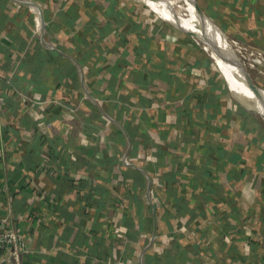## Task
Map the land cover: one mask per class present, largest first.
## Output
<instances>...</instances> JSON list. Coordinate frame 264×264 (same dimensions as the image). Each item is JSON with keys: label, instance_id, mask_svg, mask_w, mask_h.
Here are the masks:
<instances>
[{"label": "crops", "instance_id": "0c3cea01", "mask_svg": "<svg viewBox=\"0 0 264 264\" xmlns=\"http://www.w3.org/2000/svg\"><path fill=\"white\" fill-rule=\"evenodd\" d=\"M35 1L56 49L25 58L13 87L30 84L42 107L29 116L7 105L1 122L0 215L28 240L19 264H139L141 254L142 264H264V130L210 57L130 0ZM201 1L226 35L264 55V0ZM28 24L0 0L1 74ZM81 62L106 98L101 118L78 102ZM130 145L140 164L119 172Z\"/></svg>", "mask_w": 264, "mask_h": 264}, {"label": "built area", "instance_id": "2783aa9c", "mask_svg": "<svg viewBox=\"0 0 264 264\" xmlns=\"http://www.w3.org/2000/svg\"><path fill=\"white\" fill-rule=\"evenodd\" d=\"M5 1L10 6L20 11L21 15L28 20L30 35H28V39L25 40L23 47L18 50L14 58H11L12 52L10 49H6L4 52L3 57L6 61H10V63L4 68V74L0 72V141L2 140L1 134L6 131V126H3L1 122L4 119V111L7 105L14 104L20 110L21 114L27 113L29 116L33 114V112H30L31 110L42 107L41 102L32 99V88L30 84L27 85L26 90L13 87L15 77H18L19 73L22 71L21 65L24 59L31 57L35 53L40 55L50 54L56 49L55 35L45 29L41 18L40 11L42 6L40 2L35 0ZM257 53L258 56H262L261 53ZM1 61L2 59H0V62ZM74 79L78 87L77 97L79 104L85 105L88 108L87 110L97 109L98 111L100 104L105 102L106 98L96 84L95 74L91 65L87 62H81L78 65V70L74 73ZM23 107H25V110ZM98 112V117L101 118L102 115ZM132 152H135V149L130 145L125 149L123 154H120L117 162V170L119 172H125V170L139 166L140 160L137 157H133ZM67 160L76 161L75 156L72 154L67 157ZM146 179L149 181L147 186L148 191L143 194V197H145L146 201L151 205L153 198L151 197L152 194L149 191V187L153 189V179L148 176H146ZM144 216H142V221L140 220L141 223H139L141 227L145 225L146 218ZM113 234V243L118 249V247L122 246L125 242L124 235L123 233H118L116 230L113 231ZM153 238L152 236L147 237L150 243L153 242ZM28 252V240L25 235H22L11 226L6 215H0V262L4 263L6 259H10L13 264H19L21 255ZM118 252H120V249H118ZM142 256L143 254L138 258L139 264H142ZM119 258L120 257H117L116 261L110 264H132L130 262L127 263V261L123 262Z\"/></svg>", "mask_w": 264, "mask_h": 264}, {"label": "bare ground", "instance_id": "6f19581e", "mask_svg": "<svg viewBox=\"0 0 264 264\" xmlns=\"http://www.w3.org/2000/svg\"><path fill=\"white\" fill-rule=\"evenodd\" d=\"M162 1L175 11L185 30L196 36L198 44L209 54L213 64H217L219 71L226 77L225 79L223 75L226 85L232 88V90L229 88V92L232 93L233 89L238 92L235 93L234 91L231 94L232 97L236 96L237 100L241 102L246 110H255L258 115L264 117V89L257 87L252 77V75L258 76L261 73L260 70L253 67L250 63V55H253V51L246 49L241 44L228 38L207 17L197 15L195 9H193V5L195 4L194 0ZM163 20L167 23H177L176 21H168L165 18ZM198 35L203 41L200 40ZM236 58L240 59L245 70L250 75L251 81L253 82L252 86L246 84L241 71L236 66L234 60Z\"/></svg>", "mask_w": 264, "mask_h": 264}, {"label": "rangeland", "instance_id": "374dc122", "mask_svg": "<svg viewBox=\"0 0 264 264\" xmlns=\"http://www.w3.org/2000/svg\"><path fill=\"white\" fill-rule=\"evenodd\" d=\"M130 1L132 3V6L136 7L140 13L141 12L143 13V10H145L149 14L150 18L156 23V25L162 27V31L168 30V32L173 33L180 38L186 36L187 38H189L191 40V45H192V47H194V49H196V51H200L203 54L210 57L209 54L201 48L200 44H198V42L196 41V38H193L187 34L188 33L187 30H185L184 26L182 25L179 18L177 17L175 11L172 8H169L165 2H163L162 0H152L153 5H152L151 9L148 8L149 9L148 10L147 7L145 5H143L139 0H130ZM194 1L198 5V9H200V11L202 12V14H203L202 17H205V18L207 17L214 25H216V23L210 19L209 15L206 13V10L203 9V7L201 5L202 1L201 2H200V0H194ZM136 16L138 19L141 18L140 14L136 15ZM163 18H165L168 21H176L177 23H173V22L167 23L165 20H163ZM140 22H142V21L139 20V23ZM181 33L184 35H182ZM222 33L225 34L224 30H222ZM226 36H228V35H226ZM199 38H200V36H199ZM228 38L235 41L233 38H231L229 36H228ZM200 40L203 41L201 38H200ZM235 42H237V41H235ZM237 43H239V42H237ZM249 50H252V49H249ZM252 51H253V55H250V63L252 64L253 67H256L261 72L260 75H258V76L252 75L253 82L257 87L264 89V58L262 56H258L257 51H255V50H252ZM210 59H211V57H210ZM211 63H212V67H213V65L215 67H218L217 64H213L212 59H211ZM240 63H241V61H240ZM241 65H242V63H241ZM243 68H244V66H243ZM213 70H214V68H213ZM244 70H245V68H244ZM246 72H247V70H246ZM213 73L215 74V72H213ZM216 73H218V72H216ZM247 74H248V72H247ZM223 75H222V73H220V74L218 73L216 76L218 77L217 79L219 80L220 84L225 88V91L227 92V89H226V86H225L224 80H223ZM248 76L250 77L249 74H248ZM224 77H225V75H224ZM225 79H226V77H225ZM228 87L230 88V90H232V88L229 85H228ZM234 91L235 90L233 89V92ZM233 92L232 93L228 92L229 97H231L232 99L235 98L236 101L234 99H233V101L236 102V104H238V106H241V108H242L243 105L241 104L240 101L237 100L236 96L232 97L231 94H233ZM235 93H238V92L235 91ZM263 102H264V99H263ZM243 109L246 110L245 107H243ZM246 111L249 115L252 116V118H254V121L256 122L255 127H258V125H259V126H261V128H263L262 130H264V119H262L257 113H253V112L248 111V110H246ZM261 122H262V124H261ZM259 133L263 134L264 131L260 130Z\"/></svg>", "mask_w": 264, "mask_h": 264}, {"label": "water", "instance_id": "95a60500", "mask_svg": "<svg viewBox=\"0 0 264 264\" xmlns=\"http://www.w3.org/2000/svg\"><path fill=\"white\" fill-rule=\"evenodd\" d=\"M193 9H195V12H196L197 15L202 16V12L200 11V9H198V6H197L196 3L193 5ZM187 34L190 35V36L193 37V38H196V36H195L194 34H191V33H187ZM234 60H235V63H236L237 68L239 69V71H241L242 76H243V78H244L246 84H247L248 86H252V85H253V82L251 81L250 77L248 76L246 70H244L243 66L241 65L240 60H239L238 58H236V59H234ZM249 111H251V112H253V113H257V112H255V110H251V109H250ZM257 114H258V113H257ZM259 116H260L262 119H264L263 116H261V115H259Z\"/></svg>", "mask_w": 264, "mask_h": 264}]
</instances>
